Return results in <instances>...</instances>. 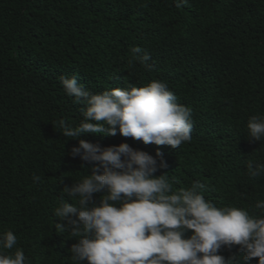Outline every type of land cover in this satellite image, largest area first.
I'll list each match as a JSON object with an SVG mask.
<instances>
[{
  "label": "trees",
  "instance_id": "16d2710c",
  "mask_svg": "<svg viewBox=\"0 0 264 264\" xmlns=\"http://www.w3.org/2000/svg\"><path fill=\"white\" fill-rule=\"evenodd\" d=\"M133 47L151 56V71L129 64ZM62 75L94 93L166 82L192 110L190 142L173 149L119 132L78 139L160 151L168 167L155 176L166 173L173 191L199 181L218 208L261 214L264 175L250 177L247 165L264 163V139L249 140L247 122L264 115V0H188L181 8L174 0H0V232L15 233L26 264H73L78 238L55 229L66 221L54 210L62 198L77 203L63 188L96 167L69 155L78 141L58 127L77 126L84 107L65 93ZM103 195L94 194L96 206ZM239 247L218 254L242 256Z\"/></svg>",
  "mask_w": 264,
  "mask_h": 264
},
{
  "label": "clouds",
  "instance_id": "9594fccd",
  "mask_svg": "<svg viewBox=\"0 0 264 264\" xmlns=\"http://www.w3.org/2000/svg\"><path fill=\"white\" fill-rule=\"evenodd\" d=\"M174 2L181 8L188 0ZM131 53L130 65L139 62L152 70L145 49L133 47ZM59 82L68 96L84 105L77 126L58 121L63 136L78 141L69 155L96 165L92 174L63 188L67 197L78 198L77 203L62 198L54 210L55 217L66 221L56 223L55 229L78 238L70 248L73 264H248L254 258L264 264V201L255 205L260 215L232 206L218 208L204 198V183L196 181L173 191L166 173L155 176L168 167L160 151L153 156L127 143L101 147L78 139L85 133L119 132L144 144L173 149L190 142L192 110L177 102L166 82L153 80L143 87L95 93L79 84L75 75H62ZM247 129L249 140L264 139V115L251 116ZM247 169L252 178L264 175V163L253 167L250 161ZM102 192L96 206L93 196ZM235 245L242 256L225 259L218 254L222 247ZM16 246L12 230L0 232V264H26L24 250Z\"/></svg>",
  "mask_w": 264,
  "mask_h": 264
}]
</instances>
